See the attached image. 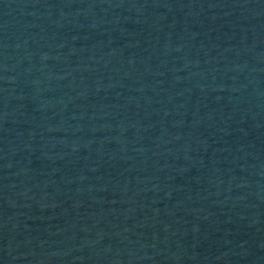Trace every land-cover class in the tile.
Returning <instances> with one entry per match:
<instances>
[{"label": "water", "instance_id": "obj_1", "mask_svg": "<svg viewBox=\"0 0 264 264\" xmlns=\"http://www.w3.org/2000/svg\"><path fill=\"white\" fill-rule=\"evenodd\" d=\"M0 264H264V0H0Z\"/></svg>", "mask_w": 264, "mask_h": 264}]
</instances>
